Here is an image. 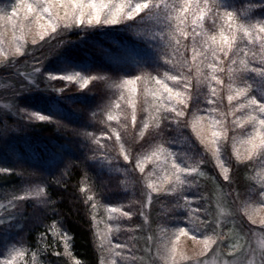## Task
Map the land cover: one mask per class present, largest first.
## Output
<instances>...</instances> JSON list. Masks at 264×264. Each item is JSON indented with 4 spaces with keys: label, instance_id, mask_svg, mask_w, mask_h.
Wrapping results in <instances>:
<instances>
[{
    "label": "trees",
    "instance_id": "16d2710c",
    "mask_svg": "<svg viewBox=\"0 0 264 264\" xmlns=\"http://www.w3.org/2000/svg\"><path fill=\"white\" fill-rule=\"evenodd\" d=\"M12 1L0 0V17L4 21L6 18V22L16 4ZM165 2L173 4L179 0ZM212 3L221 5L219 16L226 10L233 12V23L247 22L245 19L264 20V6H261L264 0H209V4ZM139 15L143 17L144 13ZM15 16L18 19L14 24L20 26L23 14ZM219 16H206L202 26L195 27V38L190 17L184 24L188 36L176 31L178 22L174 17L168 23H161L155 16L137 19L135 23L123 21L106 26L65 28L61 23L55 33L48 34L35 47L33 53L36 52L37 57L34 61L25 62L27 55L24 54L18 62H11L9 56L0 62V77L20 78L29 70L31 62L41 66L40 86L31 90L23 88L22 94L15 95L18 115L0 116V124L15 127L0 145V167L12 169L0 173V195L6 197L7 191L20 187L29 194L25 207L16 209L12 215L14 225L21 227L14 229L13 242L20 241L18 251L23 253L17 256L14 264H103L105 239L100 237L99 227L106 209L115 207L131 212L132 215L124 219L130 230L122 232L133 235L135 230L131 225L142 221L140 214L148 182H154L152 177L172 174L173 157L182 165L197 168V172L182 174V180L186 178L190 182L179 185L175 192L153 193L155 205L151 221L166 231L180 223L183 217L188 218L189 209L193 207L200 215L210 217L204 209L211 206L212 199L215 201L214 197L221 194L225 186L217 156L237 178L238 187L248 190L240 195L244 207L253 201L262 205L255 193L260 187L257 180L263 173L260 167H264V162L256 152L248 155L251 123L247 120L243 124L233 123L236 116H246L248 109L236 107L238 101L244 102L242 96L232 101L227 99L229 94L234 95L237 89L244 87L245 82L252 85L249 95L255 94L259 78L250 69L262 67L260 47L258 42L252 45L238 32L236 48L229 51L228 57L219 53L220 61H215L211 50L205 51L203 42L211 44L212 36L219 41L222 29L229 34ZM29 20L35 22L34 17ZM194 39L196 51L203 53L195 60L191 50ZM177 40L181 51L173 55ZM252 53H256L255 58ZM232 59L235 64L230 78L228 65ZM181 60H186L188 66L174 67V63ZM241 60L248 63L247 70ZM210 63H217L215 75L223 83L211 81L213 73L207 67ZM67 65H78L82 75L91 77L83 89L77 81L48 77L49 72H59ZM165 72L183 74L191 83L179 128L175 121L164 117V113L170 111L167 101L165 107H161L159 95H152L157 87L153 78L157 76L170 87L177 84L167 79ZM128 76L140 77L134 94L121 86ZM210 83L216 88L214 97L210 94ZM45 85L46 89L42 87ZM179 87L183 92L182 83ZM158 107H161L160 112L156 111ZM211 108L216 111L210 112ZM25 109L53 115V119L28 120L22 115ZM230 109L232 115L221 116ZM210 116L223 120L226 135L220 126L212 125ZM145 122L148 123L146 129L143 128ZM208 127L212 132H222L218 143L212 142ZM202 139L205 140L203 144ZM124 154L130 156L128 161L124 160ZM145 156L150 157L147 164L143 162ZM137 161L144 168L143 173ZM19 169H26L29 174L26 176ZM253 175L256 182L250 180ZM28 180L41 181L42 196L37 197L25 189L30 186ZM248 181L252 185H248ZM232 186L226 183V187ZM249 186H255V192L250 193ZM184 196H195L196 200L185 201ZM130 238L133 245L135 239ZM116 239V235L112 236V244Z\"/></svg>",
    "mask_w": 264,
    "mask_h": 264
},
{
    "label": "rangeland",
    "instance_id": "374dc122",
    "mask_svg": "<svg viewBox=\"0 0 264 264\" xmlns=\"http://www.w3.org/2000/svg\"><path fill=\"white\" fill-rule=\"evenodd\" d=\"M14 2L17 3L18 0L12 1V3ZM55 11L63 17L65 10L63 7H57ZM9 17L11 19L7 22L6 18L4 21L0 17V23L3 25L0 27V44L3 43L0 45V62L7 56L11 57L13 60L11 62H18L19 58L25 56L24 54L27 55L24 58L25 62L28 63L29 59L34 61L37 57L36 52L33 53L36 50L35 47L52 32L49 31L47 35L42 37L43 29L39 27L36 21L31 23L23 21L24 26L21 28V26L16 25L18 18L14 14H10ZM5 22L7 24H4ZM17 47L20 48L19 52L16 51ZM31 63L28 67L29 70L22 73L20 78H13V76L0 77L1 117H4V114L18 115L15 101L12 98L17 94H22L21 91L23 88L28 87L30 81L34 80L35 85L40 86L38 78L40 73H35L33 70L37 67L41 68V66L35 62ZM23 69L25 68L23 67ZM73 71L83 74L78 65H67L59 72L71 73ZM42 87L46 89L48 86ZM25 112L31 114L33 111L25 109ZM9 125H4L3 122L0 124V145L5 141L8 133L15 129V127ZM210 130L212 128L208 127V131L212 134ZM143 162L147 164L150 161L143 160ZM260 169L263 170V173L258 180L255 175L250 176V180L252 182L257 180V184L261 187L264 185V167H260ZM19 170L26 176L29 174L26 169ZM220 174L224 178L222 171ZM33 176L39 178L37 175ZM166 176L171 177L172 174L163 175L159 178L152 177L154 181H151L153 188L158 190L153 191V188L149 187L141 210L144 215L140 214L142 221L138 225L136 223L131 225L133 231L135 230L133 235L122 232L123 229L130 230L126 226L127 222L125 224L126 216L123 215L127 211L115 207L106 209L103 221L100 223L102 225L99 227L100 237L105 239L104 249L106 252L104 253L103 264H170L167 253L172 248H175L176 251L175 264H259V256L264 252V223H261L264 221V205L253 201L247 202L244 207V200H240V195L247 193L248 190L245 191V189L238 187L237 178L235 179L230 170L228 172L229 179H224L225 183L223 182V184L225 186H223L221 194H217V197H214L215 201L212 199L211 206L207 205V208L204 209V213H209L210 217H207L206 214L200 215L196 210L194 212L190 211L191 215L188 218L183 217L180 223L168 231L151 221L152 207L155 205L153 193L160 191L172 192L168 189L174 183V177L165 179ZM251 181H248V185L252 183ZM27 183L30 186L25 189L34 192L33 194L38 195L37 197L42 196L44 188L41 187V181L28 180ZM226 183H232L234 186L226 187ZM249 189L250 193L255 192L256 187L249 186ZM38 190L42 191L37 194ZM28 197L29 194L22 187L7 191L6 197L0 195V264L6 258L14 264V260L17 258L13 249L18 251L21 247L19 245L20 241H18V244H14L13 234L14 229L19 230L21 227L20 225H14L15 217L12 215L17 210L25 207L24 202ZM149 197H151L150 200ZM113 209L119 210L114 211ZM182 226H186L189 231L180 233L178 229ZM114 235L117 239L112 244L110 239ZM132 236L135 239L133 245L130 243V237ZM177 236H179V239H177ZM205 237L208 238L209 243L207 251H205Z\"/></svg>",
    "mask_w": 264,
    "mask_h": 264
},
{
    "label": "snow or ice",
    "instance_id": "6c2138e0",
    "mask_svg": "<svg viewBox=\"0 0 264 264\" xmlns=\"http://www.w3.org/2000/svg\"><path fill=\"white\" fill-rule=\"evenodd\" d=\"M264 6V5H261ZM57 7L64 8V15L61 17L58 12L55 11ZM221 5H217L216 3L209 4V0H179V3L168 4L165 0H18V2L13 6L12 13L19 16L21 13L23 14L22 19L24 21H28L29 17H34L35 21L39 24V27L43 29V35H47L49 31L55 33L57 29L60 27L61 22L64 23L65 28H69L75 25L87 27V26H106V25H116L123 21H132L135 23L137 19H152L154 16L159 18L161 23H168L170 20L175 18L178 22L176 31L179 32L183 36H188V31L184 28L185 21L190 17L191 23L193 25L192 35L195 38L196 26H202L203 20L206 16H219V9ZM213 9H216L214 12ZM247 11V10H245ZM144 13V16H140L139 14ZM221 20H224L228 35L225 34V31L222 29L220 32V40L217 41L215 36L210 38L211 44L208 42H203V46L205 51L211 50L212 58L215 61H220L219 53H223L225 57H228L229 51L236 48V33H241L243 37H246L248 42L252 45H255L257 42L260 47V64L262 67L256 68L252 67L250 70L257 74L259 78L255 94L249 95V91L252 89L251 84H247L245 82V86L239 88L235 91L234 95L229 94L227 99L232 101L235 97H243L244 102L240 103L239 101L236 104V107L239 109H248V113L246 116H236L233 123L243 124L245 120L251 123V131L249 132V144L250 150L248 152L249 156H253L254 152L258 153L261 157L262 162H264V20H256L252 22V19H245L247 22H238L233 23L235 19V15L233 12L225 11L222 16H219ZM11 19V17H9ZM43 21V22H41ZM23 28V23L20 25ZM171 43V42H170ZM193 52L192 59L195 60L198 55H203V53H198L195 48V39L193 40V48L191 49ZM17 52L20 51V48L17 47ZM180 41H176V46L173 47V55L180 54ZM248 55V52H245V56ZM256 53H252V58H255ZM240 63L244 66L245 70L248 69V63L245 60H241ZM235 64V60L232 59L231 63L228 65V72L231 74L233 72V65ZM188 66L186 60L176 61L174 63V67H185ZM208 68L212 70L211 81H215L217 84L223 83L215 72L218 70L217 63H210L207 65ZM222 70V69H221ZM35 73H40V68H35L33 70ZM200 69L197 68V73H199ZM48 76L52 79H62L65 81H77L81 89L88 84L91 77L82 75L80 72H49ZM165 77L170 79L171 81L177 82L176 85L169 86L164 80H161L159 76L153 78L156 82V89L152 92L154 97L159 95V99L161 102V107H165V101H167L166 107L170 110L169 112L164 113V117L166 119H170L175 121L177 124V128L180 126V118L184 117L185 109L187 107V90L191 87L190 80L187 76L183 74L178 75H169L168 72H165ZM140 77L138 76H128L125 80H123L121 86L127 87L129 94H134L136 91L135 84L139 81ZM183 84L184 91L180 90L179 84ZM35 81H30L29 85L24 90H31L32 87H35ZM211 89V96L214 97L216 95V88L211 83L209 84ZM229 89L231 91L232 85L229 84ZM15 101V97L12 98ZM210 102H212L210 100ZM161 107L156 109L157 112L161 111ZM210 112H215V108H211ZM232 110L230 109L228 113H221V116L224 117L226 115H232ZM26 117V119L31 120L36 118L40 121H51L53 119V115L44 114L43 112L34 111L31 114L22 113ZM109 119H113L112 116H109ZM211 123L214 127L220 126L222 128V132L226 135L227 129L223 128V120H217L213 117H209ZM132 120L135 122L136 115L135 111L132 114ZM195 129V124L193 125ZM143 128H148V123L145 122L143 124ZM221 131H213L212 132V142L218 143L219 139L222 135ZM142 134V133H141ZM119 139V137H117ZM201 143H205V140H201ZM217 152H219V148H217ZM124 160L128 161L130 156L128 154H124ZM145 160L150 159V157L145 156ZM217 161L219 167L223 173L224 179L228 180V172L229 168L226 166L225 161L220 159L217 156ZM203 163V161H201ZM137 167L141 173L144 172V168L140 166V161H137ZM171 167H172V176H166L165 179H172L174 177V183L169 186V191L175 192L179 185L184 184L185 182H190L182 180V174H191L197 172V168L187 165H182L177 162L176 158L173 157L171 159ZM12 169L2 168L0 167V173L11 172ZM150 188H153L151 181L148 185ZM158 189L153 188V191H157ZM42 190H38L37 194H39ZM261 198V203L264 204V185H262L258 191L255 193ZM151 197H149V200ZM185 201H195V196H184ZM180 207V205H178ZM114 211H118L119 209H113ZM194 207L189 209V211H194ZM124 216L132 215L131 212H124ZM141 215H144V212L141 211ZM261 223H264L262 221ZM195 227V225H193ZM180 233H187L189 229L186 226H182L178 229ZM179 239V236H177ZM209 247L208 238L205 237V251H207ZM16 256H22L23 253L13 249ZM254 255V253H253ZM167 258L170 261V264H175L176 259V251L175 248H172L167 253ZM2 264H12V261L9 259H5ZM259 264H264V252H262L259 256Z\"/></svg>",
    "mask_w": 264,
    "mask_h": 264
}]
</instances>
